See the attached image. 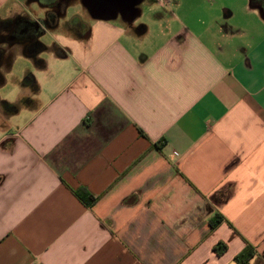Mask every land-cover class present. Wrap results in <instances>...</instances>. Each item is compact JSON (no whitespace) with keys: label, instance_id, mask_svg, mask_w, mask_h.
Wrapping results in <instances>:
<instances>
[{"label":"crops","instance_id":"obj_1","mask_svg":"<svg viewBox=\"0 0 264 264\" xmlns=\"http://www.w3.org/2000/svg\"><path fill=\"white\" fill-rule=\"evenodd\" d=\"M10 75L0 264H264V0H0Z\"/></svg>","mask_w":264,"mask_h":264},{"label":"flooded vegetation","instance_id":"obj_2","mask_svg":"<svg viewBox=\"0 0 264 264\" xmlns=\"http://www.w3.org/2000/svg\"><path fill=\"white\" fill-rule=\"evenodd\" d=\"M43 22H38L36 24H31V23H24L23 24H18L16 23L15 25V34L20 35L24 34L29 37V39L32 41L31 42V48H39L40 44L38 42H35V39H37L39 36H41L44 33V28H43Z\"/></svg>","mask_w":264,"mask_h":264},{"label":"trees","instance_id":"obj_3","mask_svg":"<svg viewBox=\"0 0 264 264\" xmlns=\"http://www.w3.org/2000/svg\"><path fill=\"white\" fill-rule=\"evenodd\" d=\"M77 197L84 202L87 206H91L95 199L84 190H78L76 192ZM253 252L250 247H246L236 258L235 261L237 264H248V261L252 257Z\"/></svg>","mask_w":264,"mask_h":264},{"label":"rangeland","instance_id":"obj_4","mask_svg":"<svg viewBox=\"0 0 264 264\" xmlns=\"http://www.w3.org/2000/svg\"><path fill=\"white\" fill-rule=\"evenodd\" d=\"M52 34L53 33H43L39 37L40 42L43 43L44 45H50L51 46L52 43H53V39L55 38V37L52 36ZM41 56L44 57V58L48 57L46 53H43ZM12 75L16 76L15 71L12 72ZM11 78H12V76L10 75L9 76L8 85L5 88L0 89V93L1 94L5 93V92H8L11 88H15L14 85H13L14 84L13 81H11ZM13 93H15V92L13 91L12 94ZM12 94H11L10 97H12Z\"/></svg>","mask_w":264,"mask_h":264},{"label":"clouds","instance_id":"obj_5","mask_svg":"<svg viewBox=\"0 0 264 264\" xmlns=\"http://www.w3.org/2000/svg\"><path fill=\"white\" fill-rule=\"evenodd\" d=\"M174 18H175L177 21L180 20V17H179V16H175ZM52 56L54 57V54H52ZM0 119H2V117H0Z\"/></svg>","mask_w":264,"mask_h":264}]
</instances>
